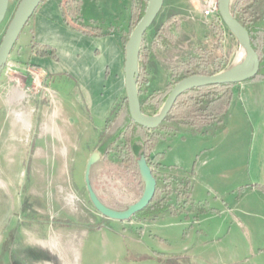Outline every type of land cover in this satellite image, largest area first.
Returning a JSON list of instances; mask_svg holds the SVG:
<instances>
[{
    "label": "rangeland",
    "instance_id": "374dc122",
    "mask_svg": "<svg viewBox=\"0 0 264 264\" xmlns=\"http://www.w3.org/2000/svg\"><path fill=\"white\" fill-rule=\"evenodd\" d=\"M19 2L10 0L0 25V41ZM201 12L198 0L164 1L156 24L174 13V37L171 43L153 46L155 27L147 30L151 77L149 86L141 87L142 97L163 91L172 79L171 69L197 49L208 52L210 61L221 57L224 69L242 57L229 45L224 58L216 52L220 43L214 38L210 19ZM248 13L257 15L256 24L264 27V0H254ZM15 48L0 75V264H264V155L260 150L248 152L247 143L258 139L256 130L254 135L251 131L252 121H244L239 141L238 134L233 133L218 150L211 151L201 150L214 141L199 143L194 129L175 119L164 120L156 128L155 133L165 140L172 137L164 143L159 140V149L165 150L162 162L178 164L192 173L197 200L208 206L206 215L199 213L200 205L193 204L188 216V210L183 209L178 215L166 213L156 218L140 212L133 216V222L106 219L88 198L84 181L87 156L73 163L75 167L67 176L46 177L43 162L33 161V136L24 146L22 131L12 126L13 122L18 124L17 112L27 105L26 100L31 112L38 106L35 95L43 89L42 81V87L33 83L35 67L19 59ZM63 75L47 83L59 96L64 94L58 81ZM69 85L76 88L74 79ZM259 88L264 90V83ZM124 98L122 94L116 99L106 114V130H91L87 154L98 150L101 141L96 143V138L107 137L124 119ZM144 112L156 113L148 106ZM97 121L92 119L91 126L103 125ZM178 131L189 133L183 136L176 134ZM43 150L39 147L36 152ZM131 160L127 138L122 137L91 167L93 189L112 207L124 208L141 196L143 185L130 171ZM206 163L202 171L210 174L208 183L199 176L200 167ZM157 185L164 186L162 181ZM174 198V194L169 197L171 201ZM98 223L100 226L94 227Z\"/></svg>",
    "mask_w": 264,
    "mask_h": 264
},
{
    "label": "crops",
    "instance_id": "0c3cea01",
    "mask_svg": "<svg viewBox=\"0 0 264 264\" xmlns=\"http://www.w3.org/2000/svg\"><path fill=\"white\" fill-rule=\"evenodd\" d=\"M133 1L135 0H42L16 41L14 48L16 47L17 57L24 58L25 64L29 63L40 71L43 89L35 95L38 102L34 101V104L37 103L38 106L31 112L28 108L30 101L26 100L27 105L18 109V124L13 122L12 126L22 131L25 137L24 146L28 144L31 135L33 136L30 144L35 147L33 161L50 163L48 166L41 163L46 177H65L69 169L73 170L75 167L73 163L81 161L84 156L88 160L91 155L87 154L91 143V130H105V117L112 104L122 94L125 97L123 41L128 36ZM102 32L106 34L99 35ZM213 34L220 43L216 52L223 55V58L227 53V45L230 50L242 55V48L232 34H222L217 28H213ZM31 40L52 49L54 56L30 53ZM213 60L223 66L221 57ZM143 61L147 77V84L144 85L149 86L151 71L148 57ZM59 75H63L58 80L63 84V96H59L54 92L55 89L47 85L49 79H55ZM72 79L76 82L75 89H71L69 85ZM263 83L264 78H260L232 86V100L224 121L194 130L193 134L199 143L214 141L210 147L201 151L218 150L220 144L231 134L233 136V133L238 134L236 140L239 141L244 121L249 120L252 121L251 131L253 135L257 132L255 138L258 139L247 143L248 152L249 149L257 150L256 153L260 150V154L264 155V107L260 106L264 103V90L259 88ZM257 108L260 110L257 111ZM93 115L103 125L92 127V119L98 123ZM259 121L261 124L257 126ZM188 133L185 132V135ZM176 134L180 135L182 132L178 131ZM169 138L172 137L166 140ZM96 140V143H102V135L101 139L98 137ZM161 140L166 142L164 136ZM235 143L238 150V142ZM158 144L152 155L164 154L165 150H160ZM37 147L44 150L38 153ZM206 165L207 163L201 166L199 171L200 181L204 183L212 179L209 173L206 174L207 171H202ZM152 166L156 167L158 173L177 179H189L192 188L191 204L186 208L187 216L193 211V204L200 205L199 213L206 215L204 212L208 210V206L202 200H197L191 172L175 163H163L162 158L152 162ZM159 168L163 171H159Z\"/></svg>",
    "mask_w": 264,
    "mask_h": 264
},
{
    "label": "trees",
    "instance_id": "16d2710c",
    "mask_svg": "<svg viewBox=\"0 0 264 264\" xmlns=\"http://www.w3.org/2000/svg\"><path fill=\"white\" fill-rule=\"evenodd\" d=\"M253 2L254 0H233L230 6L233 15L246 27L250 36L251 45L259 56L260 69L256 76L249 80L264 78V28L256 25L258 20L257 15L248 13ZM147 3L148 0H135L132 2L128 36L133 27L143 16ZM173 18L174 13L170 14L164 22L159 24H156L155 19L149 27L151 29L155 27L151 45L156 46L158 44L171 43L173 41L174 29L171 25ZM104 34L106 33H99V35ZM145 35L146 33L143 36L139 53V73L137 77L142 111H144V107L148 106L152 107L155 112H158L173 85L181 78L192 74L209 75L222 70V65L217 63L216 60H209L208 52L197 49L193 56L189 57L186 61L180 62L171 69L172 79L163 91L151 92L145 97H142L140 92L141 87L147 84L146 71L142 63L144 62L143 59L149 56L148 47L145 43ZM30 53L39 56H54V51L52 49L34 40H31ZM233 85L232 83L209 84L194 87L183 92L176 99L165 120L175 119L180 125L194 130H199L203 126L212 123L221 124L227 116V110L232 100ZM122 107L125 112L124 119L114 127L113 131H111L107 137L104 136L102 138L103 141L98 150L105 157L109 151L116 146L119 139L126 137L127 146L132 157L130 171L134 174L135 178L142 183L137 169L136 159L143 154L149 165H152V162L158 160L162 153L152 155V152L162 137L155 133L157 129L143 127L131 119L127 108L126 97L123 99ZM153 175L157 182L162 181L164 186L162 188L158 185L156 186L153 199L150 204L141 211L145 213L146 217L156 218L164 213L176 215L191 204L192 183L189 179H177L171 175L155 171H153ZM174 184L176 185L175 188L173 187ZM172 194H175L173 201L169 199ZM99 226L100 223L96 224L94 227L98 228Z\"/></svg>",
    "mask_w": 264,
    "mask_h": 264
},
{
    "label": "water",
    "instance_id": "95a60500",
    "mask_svg": "<svg viewBox=\"0 0 264 264\" xmlns=\"http://www.w3.org/2000/svg\"><path fill=\"white\" fill-rule=\"evenodd\" d=\"M42 0H20L0 41V75L10 57L14 45ZM233 0H218L219 15L242 48V57L226 69L209 75L192 74L178 80L168 93L158 112L153 115L142 111L137 77L139 73V53L144 34L160 13L164 0H148L146 10L133 27L124 45V88L127 108L131 119L146 128L156 129L165 120L176 99L185 91L209 84L241 83L256 76L260 69L259 56L251 45L246 27L231 12ZM10 0H0V25L4 21ZM103 155L95 150L89 156L84 181L92 206L106 219L130 221L134 215L144 210L153 199L157 180L151 165L142 154L136 159L137 169L143 185L139 199L124 208H115L105 203L93 189L90 170Z\"/></svg>",
    "mask_w": 264,
    "mask_h": 264
},
{
    "label": "built area",
    "instance_id": "2783aa9c",
    "mask_svg": "<svg viewBox=\"0 0 264 264\" xmlns=\"http://www.w3.org/2000/svg\"><path fill=\"white\" fill-rule=\"evenodd\" d=\"M199 3L202 6V15L205 18L210 19V24L213 28H217L219 31L222 32V34L230 33L225 24L223 23L219 12H218V0H198ZM231 34V33H230ZM9 63V59L5 66ZM32 77H33V83L37 85V87H42L40 85L41 82V73L36 68H32ZM152 170L157 172L156 167L152 166ZM130 222H133V217L130 220Z\"/></svg>",
    "mask_w": 264,
    "mask_h": 264
}]
</instances>
